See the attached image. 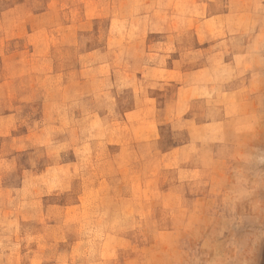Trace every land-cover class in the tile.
Returning a JSON list of instances; mask_svg holds the SVG:
<instances>
[{"label": "rangeland", "instance_id": "374dc122", "mask_svg": "<svg viewBox=\"0 0 264 264\" xmlns=\"http://www.w3.org/2000/svg\"><path fill=\"white\" fill-rule=\"evenodd\" d=\"M224 1L0 0V264H264V0Z\"/></svg>", "mask_w": 264, "mask_h": 264}, {"label": "crops", "instance_id": "0c3cea01", "mask_svg": "<svg viewBox=\"0 0 264 264\" xmlns=\"http://www.w3.org/2000/svg\"><path fill=\"white\" fill-rule=\"evenodd\" d=\"M204 1L208 2L209 10L211 11L212 15H214V14H216V15H221V14L227 15L229 13V10L226 7V1H224V0H213L211 2H210V0H198V3H202ZM228 5L229 4H227V6ZM178 60L179 61H183V60L185 61V59H183V56L179 57ZM132 127H134V126H132ZM129 131H130V135H128V134L126 135L128 141H126L124 143V145H123L124 147L122 146V148H119V149L117 148V150H116L115 144H114L115 145L114 147H111V146L105 144V148H108V149H110V147H111V149L114 148L115 149L114 151L118 152V155H121L123 153V151H126V152L130 153V156L132 157L135 154H137V149H138V147H140V150H142V152H145L143 154H140V156L145 157V159L152 157L153 151L150 148V140H149V139H151L152 132H149L147 129L146 132H144V134L142 135L140 142H137L136 140H134V135H133L132 129ZM150 150H151V152H150ZM108 152H110V151H108ZM148 168H150V167H147V169L145 170L146 173L151 172L150 170L148 171ZM145 180H148V178H146ZM125 187L127 190H131V191L136 189L135 185H133L131 183ZM143 188L148 190V186H144ZM120 199L124 200L125 203L130 204V205H132V204L136 205L137 204V196L135 193L134 194H131V193L125 194L124 197H120ZM142 204L148 205L149 203L146 201Z\"/></svg>", "mask_w": 264, "mask_h": 264}]
</instances>
